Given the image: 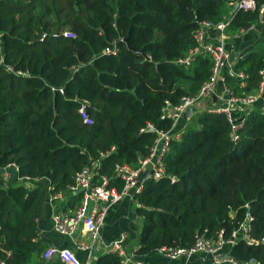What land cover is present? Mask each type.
<instances>
[{
    "label": "trees",
    "instance_id": "trees-1",
    "mask_svg": "<svg viewBox=\"0 0 264 264\" xmlns=\"http://www.w3.org/2000/svg\"><path fill=\"white\" fill-rule=\"evenodd\" d=\"M236 1L0 0V165L14 162L20 176L40 180L29 188L0 174V264H65L58 256L43 258L49 248L39 235L45 197L67 194L96 160L100 177L123 190L116 166L137 168L149 155L158 135L150 126L171 129L172 120L162 119L165 103L195 97L211 77L206 53L188 67L178 63L197 46L196 30L227 21V32L247 30L259 20L264 0H256L253 11L230 13ZM233 70L247 74L246 86L225 72L226 87L235 96L252 94L263 81L264 60L252 51ZM82 101L89 103L92 126L80 118ZM180 128L164 157L167 176L149 179L135 196L142 220L137 254L190 248L198 233L215 239L223 230L229 237L250 214L259 244L241 240L232 255L242 264H264L262 103L245 118L238 142L225 114L199 112ZM67 196L64 211L81 200ZM96 264L121 260L108 253Z\"/></svg>",
    "mask_w": 264,
    "mask_h": 264
},
{
    "label": "built area",
    "instance_id": "built-area-1",
    "mask_svg": "<svg viewBox=\"0 0 264 264\" xmlns=\"http://www.w3.org/2000/svg\"><path fill=\"white\" fill-rule=\"evenodd\" d=\"M236 3L239 4L240 10L246 12L253 11L256 8V0H237ZM228 25L229 21L222 22L217 26L204 22L196 30L195 39L197 46L190 52L187 58L179 60L178 63L188 67L196 55L206 53L213 60L211 77L202 85L195 97H184L180 104L176 106L171 105L169 102L165 103L162 119L172 120V127L169 131L159 132L153 126L149 127L150 130L154 129L158 135L149 155L138 160L137 168H133L126 163L116 166L115 177L124 182L122 191L110 186V182L106 177H100L97 171L100 167V161L96 160L76 175L74 183L68 187L67 194H49V202L53 207L65 200L67 201V195H81L80 203L74 209L67 212L55 210L52 215V222L56 233L61 236L70 237L74 240L77 250L88 253L86 264H96L94 252L97 246L103 244L101 230L105 225L111 207L128 196L133 199L136 207H141L135 200V196L143 191L144 182L142 178L144 173L149 172V179L155 181L167 176L164 167V157L169 153L171 143L181 137L184 128H180V125L185 120V113L190 109L193 113L198 112L199 105H202L207 100L215 102L213 100V95L217 96L215 86L220 80L225 82V79L222 77V71L229 63L230 54L225 48V35ZM215 29L220 32V43L218 45L206 44L207 31ZM63 36L68 38L74 37L70 31L63 32ZM45 37L46 35L43 36V38ZM229 73L239 78L241 87L246 86L245 80L248 76L244 71L235 72L231 69ZM261 74L263 75V81L255 93L239 97L235 96L231 90L224 86L223 95L220 96L221 103L217 104L215 102L216 106L214 108H205L202 111L225 114L228 122L231 124L233 142L240 140L239 131L243 128L245 118L257 103L261 102L264 109V70L261 71ZM52 90L54 91L55 89L53 88ZM60 92L64 94L63 89H60ZM88 106L89 103L87 101H82L78 112L83 123L87 126H92L94 120L88 113ZM114 150L115 148H112V151ZM104 157H106V154H102V158ZM0 174L5 181H16V185L24 184L29 188H33L34 182L40 181L27 176H20L19 168L14 162L6 166L0 165ZM175 181V179H172L173 183ZM48 191L50 192L51 188H48ZM252 221L253 218L248 214L247 219L229 237L225 235V231L223 230L219 232L215 239L208 238L206 232L198 233L195 244L190 248L162 247L157 252L171 261L179 259L190 261L199 254L210 257V264H240L232 255L233 247L241 240L249 245L259 244V241L251 236ZM79 234L84 235L87 240L79 239ZM126 241L127 235L123 234L116 241L109 245L103 244V246L109 253L117 254L121 260V264H145L137 253H129L126 250ZM262 242H264V238ZM55 256H58L65 264H82L77 255L70 249L49 247L43 254L45 260H50Z\"/></svg>",
    "mask_w": 264,
    "mask_h": 264
},
{
    "label": "crops",
    "instance_id": "crops-1",
    "mask_svg": "<svg viewBox=\"0 0 264 264\" xmlns=\"http://www.w3.org/2000/svg\"><path fill=\"white\" fill-rule=\"evenodd\" d=\"M236 3V2H235ZM234 3V4H235ZM234 4L231 5V12H233ZM264 7V6H263ZM262 7L259 20L247 30L228 31L225 35V48L229 54L235 53L237 60L243 57L245 54L256 51L259 54L260 59L264 60V8ZM206 44L218 45L220 43V33L217 29L208 30L205 38ZM236 60V61H237ZM227 64L222 71V77L225 72H229L233 69V65L236 63ZM225 82H220L215 86V93L217 94L218 101L221 103L220 96L223 95V88ZM216 103L210 100L205 101L202 105H199L201 112L205 108H214ZM197 111L194 113L197 114ZM66 202V200H65ZM64 204L59 203L55 207L49 202V196L45 197L43 207L41 208V215L39 217L40 238L44 239L49 247H55L58 249H70L72 250L80 260L82 264H86L88 260V253L77 250L74 245V240L70 237L61 236L55 232L52 222V215L57 211H64ZM135 202L131 197H125L123 200L113 205L108 212L105 225L101 230V237L103 244L109 245L112 242L119 239L123 234L127 235V241L125 242V248L130 253H137L139 249L138 241L141 231H139L138 220L140 219L136 213ZM70 211V210H68ZM67 212V211H64ZM78 238L81 240H87V238L79 234ZM103 244L96 247L94 252V261L109 252L105 250ZM138 255V254H137ZM141 260L145 264H210L211 259L205 255H196L190 261L186 259H179L171 261L166 257L160 255L158 252L140 256Z\"/></svg>",
    "mask_w": 264,
    "mask_h": 264
},
{
    "label": "water",
    "instance_id": "water-1",
    "mask_svg": "<svg viewBox=\"0 0 264 264\" xmlns=\"http://www.w3.org/2000/svg\"><path fill=\"white\" fill-rule=\"evenodd\" d=\"M237 10H239V4L238 3H235L234 4V7H233V14L237 11ZM220 33V32H219ZM130 38V37H129ZM129 38L127 39V41L129 40ZM203 52V51H202ZM237 60V56H236V54L235 53H231L230 54V57H229V64H232L233 62H235ZM218 99L219 98H217V96L216 95H213V100L215 101V102H217L218 101ZM184 118H185V120H188V119H190V120H192L193 118H194V113H193V111L190 109V110H188L186 113H185V115H184ZM151 132H155V130L154 129H151L150 130ZM149 180V172H145L144 173V175H143V178H142V181L145 183L146 181H148ZM240 264H242V263H240ZM243 264H248V263H243Z\"/></svg>",
    "mask_w": 264,
    "mask_h": 264
},
{
    "label": "rangeland",
    "instance_id": "rangeland-1",
    "mask_svg": "<svg viewBox=\"0 0 264 264\" xmlns=\"http://www.w3.org/2000/svg\"><path fill=\"white\" fill-rule=\"evenodd\" d=\"M138 226H139V231H141L142 230V220L141 219L138 220Z\"/></svg>",
    "mask_w": 264,
    "mask_h": 264
}]
</instances>
